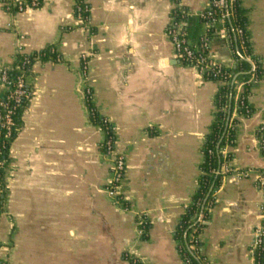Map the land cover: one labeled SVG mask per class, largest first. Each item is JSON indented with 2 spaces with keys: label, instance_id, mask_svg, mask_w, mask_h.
Wrapping results in <instances>:
<instances>
[{
  "label": "crops",
  "instance_id": "crops-1",
  "mask_svg": "<svg viewBox=\"0 0 264 264\" xmlns=\"http://www.w3.org/2000/svg\"><path fill=\"white\" fill-rule=\"evenodd\" d=\"M88 30L75 18V0H42L8 14L0 0V68L53 48L59 61L37 59L27 74L35 97L18 118L9 151L0 263L183 264L175 232L198 189L202 148L215 120L219 82L183 66L167 36L173 12L184 11L192 47L206 29L199 15L211 0H83ZM253 55L264 72V0H241ZM213 28L214 59L234 68L243 59ZM86 56V69H83ZM238 75L234 78L236 79ZM115 129L126 159L125 203L105 192L112 160L85 104ZM0 85V94L2 93ZM250 117L238 121L232 167L264 173L256 133L264 125V77L252 89ZM200 234L210 264H254L249 249L260 225L262 194L252 178L223 180ZM126 208H128L126 210ZM150 224L147 236L137 222Z\"/></svg>",
  "mask_w": 264,
  "mask_h": 264
},
{
  "label": "built area",
  "instance_id": "built-area-1",
  "mask_svg": "<svg viewBox=\"0 0 264 264\" xmlns=\"http://www.w3.org/2000/svg\"><path fill=\"white\" fill-rule=\"evenodd\" d=\"M75 2V18L81 24V28L83 30H88L90 20L89 5L83 0H75ZM234 2L235 0L210 1L207 9L199 15L200 20L205 26L206 32L200 38L199 44L196 47L190 46L187 42L184 33V20L176 19L174 16L176 11L173 12L171 17V23L167 30V36L174 45L177 60L183 66L194 69L198 76L202 79H218V82L222 85L231 83L234 86L236 84L235 88L238 98V96L244 92L246 84H251L252 87H254L258 83L257 78L254 76L255 74H253L256 70V63L252 56L243 57V60L250 66L249 74L253 75L248 83L244 79L237 81L238 77L236 79L233 77L231 66L218 62L214 59L211 53V37L209 35V32L213 30L215 26H218L220 28L219 30L221 36L232 45V37L228 30V24L231 23L232 14L229 12L228 6L229 3L232 4ZM41 4L42 0H2L5 12L13 15L38 9L41 7ZM236 34L239 38H241L243 32L242 30L237 29ZM241 47H244L243 41H241ZM37 59H39V57L33 58L32 55L23 54L21 47H18L16 63L12 66H2L0 68V85L3 90L0 94V217L5 212L8 175L11 164L9 151L18 133V118L22 110L25 109V107L36 95L35 92H33L27 85V74ZM82 59L83 69L85 70L87 58L86 56H83ZM84 99L85 104L92 115L94 110H91L88 107L89 104H92L91 92L89 90H86ZM240 105L243 107L244 99H242ZM235 112L236 116L243 117L240 116L237 111ZM247 114H250L249 110L247 111ZM96 126L104 136V140L101 144L102 153L106 158L112 160L111 179L105 188V192L113 204L120 205L125 203L124 186L126 179V159L123 155L116 152L115 129L109 120L100 118V124ZM237 126L238 124L234 125L233 128L236 130ZM258 132L261 135V139L257 137L258 148L261 152L262 139L264 138V125L259 128ZM227 148L228 146L223 149L225 156L228 154ZM231 163L232 161L226 162L223 165L221 172H219L223 176V180L230 178L233 181H240L252 178L255 188H257L262 194V203L259 208L261 223L253 231V239L249 249L253 263L257 264L256 260L259 253L261 250H264V173L251 169L238 170L233 168ZM127 209L128 208H126V210ZM145 223V218H139V221L137 222L138 234L141 238L147 236V233L143 229ZM199 251L201 252V248ZM177 253L180 256L179 248H177ZM133 264L143 263L139 260H134ZM204 264L210 263L206 262Z\"/></svg>",
  "mask_w": 264,
  "mask_h": 264
},
{
  "label": "trees",
  "instance_id": "trees-1",
  "mask_svg": "<svg viewBox=\"0 0 264 264\" xmlns=\"http://www.w3.org/2000/svg\"><path fill=\"white\" fill-rule=\"evenodd\" d=\"M229 12L232 14L231 23L228 24V30L232 37V46L238 49L241 56H252L256 63V70L253 72L257 81H261L264 77L259 60L253 55L250 36L248 33V18L246 10L242 7L241 0H235L234 3H229ZM177 20H184V11L179 9L174 15ZM202 22V21H201ZM203 24V22H202ZM218 26H215L217 28ZM242 30L243 34L239 38L236 30ZM213 30L209 32L212 36ZM186 37V36H185ZM187 39V38H186ZM241 41L244 47H241ZM32 57L41 59H53L59 61V55L56 54L53 48H49L40 54H34ZM237 65L232 68L233 77L238 75L237 81L244 79L247 83L251 80L253 74H249L250 66L243 59L238 58ZM209 81L218 82V79L211 78ZM236 84L231 83L222 85L215 98L216 114L215 120L205 138V142L201 151L202 161L200 164V176L198 179V189L193 197L190 206L186 209L181 218L177 231L175 232V241L179 248L180 257L184 264H204L207 260L201 255L200 234L206 228V222L210 219V209L215 205L214 193L222 187L223 176L219 173L223 165L233 160L232 154L224 155L223 149L227 146L234 147L236 139V130L234 125L238 124L236 119H233V113L237 111L240 116L245 118L253 113V108L248 102V98L253 88L251 84H246L244 92L236 95ZM242 99L244 105L241 107ZM93 111L91 120L95 125L100 124V117L95 112L92 104L88 106ZM250 114H247V111ZM256 137L261 139L260 133L257 131ZM264 138L262 139L261 154L264 156ZM150 228L149 222L143 226L147 233ZM199 248V249H198ZM257 264H264V250H261L257 257Z\"/></svg>",
  "mask_w": 264,
  "mask_h": 264
}]
</instances>
